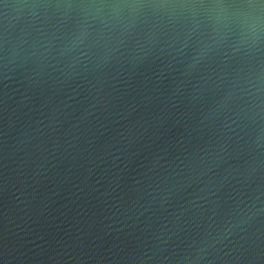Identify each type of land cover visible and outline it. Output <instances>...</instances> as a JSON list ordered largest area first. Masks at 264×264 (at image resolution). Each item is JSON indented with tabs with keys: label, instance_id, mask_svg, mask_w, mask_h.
I'll return each instance as SVG.
<instances>
[{
	"label": "water",
	"instance_id": "water-1",
	"mask_svg": "<svg viewBox=\"0 0 264 264\" xmlns=\"http://www.w3.org/2000/svg\"><path fill=\"white\" fill-rule=\"evenodd\" d=\"M0 264H264V0H0Z\"/></svg>",
	"mask_w": 264,
	"mask_h": 264
}]
</instances>
